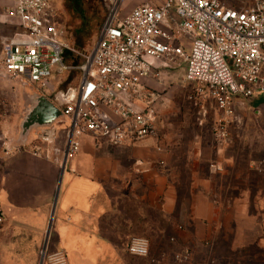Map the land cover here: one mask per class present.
Masks as SVG:
<instances>
[{"label":"crops","instance_id":"crops-1","mask_svg":"<svg viewBox=\"0 0 264 264\" xmlns=\"http://www.w3.org/2000/svg\"><path fill=\"white\" fill-rule=\"evenodd\" d=\"M19 33L0 8V53L2 44ZM169 71H155L144 83L163 123L155 137L132 148H97L84 138L80 152L66 159L58 156L56 145L64 142L62 118L53 128L58 141L50 146L38 140L39 129L31 140L15 141L11 125L0 123V132L8 128L0 137L7 158L0 175V206L7 219L0 226L9 243L22 238L31 240L34 250L42 248L55 205L56 244L50 253L65 251L69 264H178L179 252L188 253L191 264H264V186L248 185L258 176L249 171L246 157H236L241 148L239 154L230 150L234 125L226 126L227 143L218 139L220 113L200 99L195 111L183 112L182 125L168 123L171 99L157 91L167 84L163 78L168 81ZM24 88L0 77L2 114L17 118L24 110ZM240 103L250 104L237 101L235 107ZM185 119L192 123L183 124ZM37 150L41 156L34 155ZM214 164L222 171L211 168ZM137 237L150 243L147 259L124 251Z\"/></svg>","mask_w":264,"mask_h":264},{"label":"built area","instance_id":"built-area-1","mask_svg":"<svg viewBox=\"0 0 264 264\" xmlns=\"http://www.w3.org/2000/svg\"><path fill=\"white\" fill-rule=\"evenodd\" d=\"M123 1L106 0L108 10L80 67L79 85L58 91L57 80L70 69L64 64L69 46L59 13L50 0H0L6 17L21 29L2 44L0 77L25 84L61 111L66 159L80 152L84 138L97 148H132L155 137L159 114L144 83L158 70L184 69L186 83L194 85L189 100L214 104L220 113L217 138L227 143L226 126L237 120L235 102L264 98V0L243 8L220 0L149 1L128 13ZM5 119L0 112V123ZM39 130L43 145L58 141L55 129ZM211 168L222 171L216 164ZM6 219L0 206V225ZM124 251L147 259L150 243L131 238ZM175 261L191 264L186 252L177 253ZM42 264H69L68 256L44 249Z\"/></svg>","mask_w":264,"mask_h":264},{"label":"rangeland","instance_id":"rangeland-1","mask_svg":"<svg viewBox=\"0 0 264 264\" xmlns=\"http://www.w3.org/2000/svg\"><path fill=\"white\" fill-rule=\"evenodd\" d=\"M51 4L55 8L62 6L63 11L66 14V20L72 17V24L74 30L76 31L75 43L70 41V34L73 32V29H67L69 34H64L66 38V43L68 46L75 50L76 45H82L79 48L78 53L70 51L67 52L64 64L70 69L65 72L60 79L57 80L55 84V89L58 91L65 90L68 87H76L79 85L80 79L82 77V72L80 67L85 63L87 57L91 54L97 40V35L94 36L93 29L96 24H99L102 21L101 16L106 15L108 10V4L106 0H50ZM135 0H124L123 1V12L128 13L132 9L142 4H147L149 0L140 5H129ZM154 4H161L164 0H150ZM224 2L228 7L231 8H243L245 6L251 5L254 0H220ZM57 8V9H58ZM69 14H67V12ZM69 20V19H68ZM65 22V23H66ZM70 30V31H68ZM96 33V32H95ZM67 36L69 37L67 39ZM89 39L87 42L86 40ZM186 40V38H184ZM70 41V42H68ZM83 42V43H82ZM76 51V50H75ZM73 54V55H71ZM82 54V55H81ZM74 57V59H73ZM170 72V73H169ZM168 72V81L167 78H163L164 82H167L164 86L158 89L157 93L161 96H165L171 99V108L168 109V115H165L168 123L173 125H182V116L183 112L190 109H197L195 105L196 102L189 100V96L192 94V87L185 81V72L184 69L170 70ZM164 77V76H163ZM166 79V80H165ZM24 110L18 114V117L12 118V114L6 116V126L11 125L12 133L10 134L11 140H17L20 134V126L22 121L25 118L27 106L31 101V97H35L37 94L32 89L24 88ZM249 103H240L236 108L237 120L231 123L234 125V128L230 134V150L233 154H239L238 149L241 148L240 155L236 156L241 159L246 157L249 161L250 169L252 174L258 176V180H250L249 186L255 188L256 185L261 187L264 186V98L263 97H251ZM172 111V113H170ZM174 111V112H173ZM195 116V123L197 122V113ZM194 116H190L192 119ZM161 119V118H160ZM157 125L159 126L163 123V120L160 122L158 119ZM184 123L191 124V120L186 119ZM60 127V124L54 125ZM6 130V128H5ZM8 132H0V137L5 136ZM2 135V136H1ZM36 135V130L30 132L29 140L34 138ZM58 148L60 149L59 157H63V151L65 150L64 142H57ZM2 143L0 142V175L5 167L6 157L2 154ZM55 205L53 209H55ZM51 211V215L48 221L46 228L43 247L38 250H34L30 245L31 240H24L22 238H13L12 243H9V238L3 235L0 226V264H41L42 260V250L46 249L50 253L52 247L56 244L55 231L53 227L54 212ZM18 243V247H16ZM19 253V254H16ZM16 258H20L16 260ZM143 264H147L143 263Z\"/></svg>","mask_w":264,"mask_h":264},{"label":"water","instance_id":"water-1","mask_svg":"<svg viewBox=\"0 0 264 264\" xmlns=\"http://www.w3.org/2000/svg\"><path fill=\"white\" fill-rule=\"evenodd\" d=\"M25 87V84H21ZM30 106L27 108L26 115L20 126L21 140H26L33 130L54 128L58 120L62 117L61 111L56 108L45 97H31ZM42 264V260H41Z\"/></svg>","mask_w":264,"mask_h":264},{"label":"trees","instance_id":"trees-1","mask_svg":"<svg viewBox=\"0 0 264 264\" xmlns=\"http://www.w3.org/2000/svg\"><path fill=\"white\" fill-rule=\"evenodd\" d=\"M67 12V14H69V12L68 11H66ZM64 13H65V11H64ZM65 16H66V14H65ZM105 13H104V15L103 16H101V19H102V21H100V23L99 24H96L95 25V27H94V29H93V32H94V36L95 35H97L98 33H99V30H100V28H101V26H102V24H103V21H104V18H105ZM69 19V20H68ZM67 19V22L65 23V31H66V34H69V32H67V29H69V28H71V29H73V32L71 33V31L70 30H68V31H70V41L71 42H74L75 43V37H74V35L76 34V31L74 30V27H73V24H72V17H70L69 16V18ZM96 32V33H95ZM69 37L67 36V39H68ZM87 39V38H86ZM65 40H66V38H65ZM69 40V39H68ZM89 39H87L86 40V42L88 41ZM70 41H68V42H70ZM70 42V43H71ZM83 43V42H82ZM82 45L80 44V45H76V48H79V47H81ZM75 48V50H73V49H71L70 47H69V51L71 52V53H73V52H76V53H78L79 52V50H77ZM78 51V52H77ZM71 55H73V54H71ZM82 55V54H81ZM73 59H74V57H73Z\"/></svg>","mask_w":264,"mask_h":264},{"label":"flooded vegetation","instance_id":"flooded-vegetation-1","mask_svg":"<svg viewBox=\"0 0 264 264\" xmlns=\"http://www.w3.org/2000/svg\"><path fill=\"white\" fill-rule=\"evenodd\" d=\"M58 8V7H57ZM57 8H55L56 10H57V12L59 13V16L61 17V18H63V19H66V16H65V13H64V11H63V8H62V6H60L58 9ZM62 19V20H63ZM63 23H64V25H65V21H63ZM66 33V31L64 30V34ZM25 88H27V89H30L28 86L27 87H25Z\"/></svg>","mask_w":264,"mask_h":264}]
</instances>
